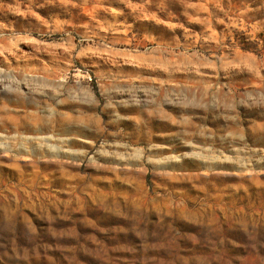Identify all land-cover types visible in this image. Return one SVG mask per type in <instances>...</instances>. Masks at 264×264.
<instances>
[{"label": "rangeland", "instance_id": "obj_1", "mask_svg": "<svg viewBox=\"0 0 264 264\" xmlns=\"http://www.w3.org/2000/svg\"><path fill=\"white\" fill-rule=\"evenodd\" d=\"M258 2L164 0L165 10L160 11L144 0H0V22L6 26L0 27V181L31 186L29 192L35 195L34 208L26 210L29 219L39 224L44 214L59 216L57 223L69 227L85 217L102 225L123 223V215L102 209L100 201L110 195V184L158 201H175L183 195L185 223L191 222L198 207L209 204L219 208L235 204L247 212L244 205L250 198L258 210L264 199V163L258 162L253 150L264 147V140L247 131L248 121H261L258 111L239 109L243 140L230 141L229 147L215 142L226 134L221 130L232 124L221 113L234 103L259 101L258 96L254 101L237 94L244 92L241 83L243 76H251L250 71L229 76L240 69L230 67L228 61L221 68L216 62L217 57L228 56L233 45L242 54L264 41V31L252 33L248 27L261 18ZM246 7L252 11L245 12ZM134 17L141 18L133 23ZM31 26L43 33L52 31L43 38L26 35L24 29ZM162 99L168 103L159 115L142 113ZM68 100L73 102L58 103ZM109 100L121 103L103 112L93 107ZM76 109L81 122L74 124L78 131L73 132L69 125L77 119ZM182 111L195 112L194 123L210 130L211 137L206 132L185 137L191 144L183 143L178 135L183 129L175 122ZM213 113L220 119L213 120ZM141 114L148 121L146 126L140 122ZM203 116L208 119L202 121ZM117 132L119 136L113 135ZM49 135L54 138L41 141L44 147L35 139H25ZM104 138L109 144L123 145L117 149L123 159L97 157L98 162L128 165V179L135 183H125V177L111 181V173L88 166L87 155ZM25 143L32 150L30 158L20 147ZM49 144L66 150L53 151ZM184 152L208 158L165 161ZM221 152L224 155L215 159ZM13 153L25 156L15 162L18 166H13ZM139 167L146 171H135ZM96 177L107 179L95 181L97 196H85L84 190L91 191L86 185ZM240 197L246 199L241 202ZM147 210L166 222L158 209L149 206ZM217 219H223L219 210ZM52 260L60 264V253Z\"/></svg>", "mask_w": 264, "mask_h": 264}, {"label": "clouds", "instance_id": "obj_2", "mask_svg": "<svg viewBox=\"0 0 264 264\" xmlns=\"http://www.w3.org/2000/svg\"><path fill=\"white\" fill-rule=\"evenodd\" d=\"M144 3L157 10H165L164 0H144ZM258 5L256 11L261 13V18L254 23H249L248 27L252 33L264 31V0H259ZM248 11L252 9L246 7L245 12ZM140 18L134 17L133 23ZM0 27L6 26L0 22ZM132 27V24L128 25L129 30ZM51 31L52 29H49L48 33H43L35 26L24 29L26 35H37L41 38L49 35ZM144 38L148 39L147 36ZM224 61H228L230 67L240 69L238 73H228L229 76H243L246 71L251 72V76H243L241 88L244 92L237 94L247 95L254 101L258 96L259 101L252 104L243 101L238 105L234 103L221 113L220 116L232 121V124L227 129L221 130L226 134L219 135L215 142L229 147L230 141L244 139L245 129L242 126L239 109L246 112L258 111L261 121L257 122L256 119L248 121L247 131L250 136L264 140V75H262L264 73V41H258L254 47L242 54L233 45L232 49L228 50V56H219L216 62L224 68ZM249 65H251L250 69ZM231 94L232 90L229 89V95ZM60 102L72 103L73 101H58ZM116 103L109 100L101 106L97 102L93 107L103 112L109 108L114 109ZM166 103L168 100L162 99L155 108H145L142 113L147 111L149 116L159 115L163 111L162 105ZM181 107L186 106L181 105ZM76 112L77 119L69 125V130L73 132L78 131L74 124L81 122L80 109H76ZM220 116L213 113L212 119H220ZM196 118L195 112L182 111L179 119L175 121L183 129V132L178 135H181L182 142L185 144H191V140L185 137L204 136L206 132L210 137L212 135L210 130L194 123ZM200 119L207 120L208 116L200 117ZM140 122L145 126L148 123L142 114ZM189 129H195V131H189ZM113 135L119 136L120 133ZM53 138L49 135L25 139H35L40 147H44L41 141H50ZM4 147L8 149L7 143ZM20 147L25 149L30 158L32 150L27 144H21ZM48 147L53 151L66 150L56 149L51 144ZM120 147L123 145L109 144L107 138H104L91 155L85 153H76V155H87L88 166L98 171L111 173V181H120L122 177H125V183H135L128 179L131 172L128 165L109 166L98 162L97 157L113 156L123 159L117 151ZM253 152L258 162L264 163V147L255 149ZM4 154L8 155L9 152L5 151ZM13 155V166H18L16 161L25 159L24 155L15 153ZM223 155L221 152L214 158L220 159ZM187 157L208 158L200 156L197 152H184L179 156L165 157V161L179 162ZM132 158L129 157V159ZM135 171L145 172L146 169L139 167ZM162 175L165 178H171L168 173H162ZM101 178L107 179V177H96L88 182L86 188L91 191L84 190L85 196L98 195L93 185L97 179ZM30 187L23 181L19 184L9 182L8 185L0 181V264H40L42 261L57 264L55 260H52L56 252H59L61 256L60 264H264V199L259 201L257 210L256 205L248 198V203L244 205L249 209L247 212L235 207V204L228 208H219L218 205L212 204L206 208L201 206L197 208V213L193 215L191 222L185 223L183 195H178L175 201L171 199L158 201L155 198H147L146 195L141 197L137 191L131 188L124 189L120 184H110L108 188L110 195L103 196L100 201L102 209L106 213L123 215L124 222L102 225L85 217L69 227L57 223L59 216L44 214L41 216L44 222L39 224L29 219L30 213H26V210L34 208L32 196L35 195L34 192H29ZM21 193L24 196H21ZM239 199L243 202L246 197ZM79 202V197H76L77 207ZM149 206L153 210L158 209L166 222L161 223L150 215L147 210ZM218 210L223 213V219H217ZM169 212L172 213L171 219H168ZM69 238L70 243H66Z\"/></svg>", "mask_w": 264, "mask_h": 264}]
</instances>
